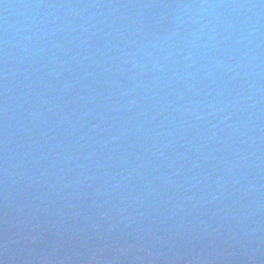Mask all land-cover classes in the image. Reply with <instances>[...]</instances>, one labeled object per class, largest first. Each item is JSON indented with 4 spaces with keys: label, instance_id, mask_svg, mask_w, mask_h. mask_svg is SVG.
<instances>
[{
    "label": "water",
    "instance_id": "water-1",
    "mask_svg": "<svg viewBox=\"0 0 264 264\" xmlns=\"http://www.w3.org/2000/svg\"><path fill=\"white\" fill-rule=\"evenodd\" d=\"M0 264H264V0H0Z\"/></svg>",
    "mask_w": 264,
    "mask_h": 264
}]
</instances>
